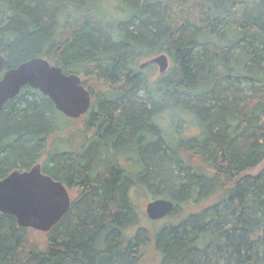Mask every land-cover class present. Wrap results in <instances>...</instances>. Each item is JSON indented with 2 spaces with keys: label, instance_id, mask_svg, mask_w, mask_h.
Segmentation results:
<instances>
[{
  "label": "trees",
  "instance_id": "trees-1",
  "mask_svg": "<svg viewBox=\"0 0 264 264\" xmlns=\"http://www.w3.org/2000/svg\"><path fill=\"white\" fill-rule=\"evenodd\" d=\"M119 1L112 18L99 0H0L3 70L43 57L91 95L82 148L69 143L77 118L38 89L3 105L0 177L40 162L75 197L46 232L0 212V264H94L101 251L140 264L149 240L159 264H264V0ZM160 53L168 67L150 79L140 63ZM137 183L179 219L139 226Z\"/></svg>",
  "mask_w": 264,
  "mask_h": 264
},
{
  "label": "water",
  "instance_id": "water-1",
  "mask_svg": "<svg viewBox=\"0 0 264 264\" xmlns=\"http://www.w3.org/2000/svg\"><path fill=\"white\" fill-rule=\"evenodd\" d=\"M147 63L156 64L162 73L168 67V56L160 53L140 63V67ZM4 64L5 58L0 54V111L25 85L48 96L54 107L67 117H81L89 109L91 95L78 74L66 73L43 57H31L5 70ZM69 206L66 186L44 173L40 162L28 169H13L0 177V212L13 215L20 227L46 232L59 222ZM174 207L171 199L158 197L146 203L145 212L150 219H159ZM110 259V253L103 251L94 264H112Z\"/></svg>",
  "mask_w": 264,
  "mask_h": 264
},
{
  "label": "rangeland",
  "instance_id": "rangeland-1",
  "mask_svg": "<svg viewBox=\"0 0 264 264\" xmlns=\"http://www.w3.org/2000/svg\"><path fill=\"white\" fill-rule=\"evenodd\" d=\"M99 3L103 5V8L105 9V11L108 12V14L112 16V18L119 17V11L117 9L118 4L120 3L119 0H99ZM143 69L144 71L148 73L149 75L148 77L150 79L156 78L158 74V69L156 65L154 64L153 66L148 65L147 67L143 66ZM69 123H70L69 132H73V133L76 132V136H71V137L69 136L70 138L69 143L71 144V146H73L74 142L83 138V136L81 135V131L83 127V116L82 118L80 117L77 119H73ZM262 164L263 162L260 163L255 168H253L252 170H250L249 173L257 172V170L262 166ZM128 191H129V194L132 198V201L139 215L138 225L147 229L150 235H153L151 232H153L156 229H159V227L162 226L163 224L176 222L179 219L180 213L177 210L170 212V214H168L167 216L163 218L150 219L149 217L146 216L145 205L148 201L153 200V198L155 197L152 194V190L143 184L137 183V184L131 185ZM162 198H166V197H162ZM129 231L132 232L133 234L134 229L131 228ZM36 235H41V233L36 234ZM159 261H160V255L158 251L156 250V248L153 246V243L151 242V240H149L148 243L145 245L144 254L142 255L139 263L140 264H159Z\"/></svg>",
  "mask_w": 264,
  "mask_h": 264
},
{
  "label": "flooded vegetation",
  "instance_id": "flooded-vegetation-1",
  "mask_svg": "<svg viewBox=\"0 0 264 264\" xmlns=\"http://www.w3.org/2000/svg\"><path fill=\"white\" fill-rule=\"evenodd\" d=\"M156 67H157V65H156ZM157 69H158V67H157ZM87 114V112H85L82 116H84V115H86ZM81 116V117H82ZM80 118V117H79ZM85 142L83 141V138H82V140H81V142H80V144H78V145H80V147L82 148L83 147V144H84ZM91 144H93V143H91ZM91 144H89V143H86L85 144V150H87V148H88V146L89 145H91ZM73 146H71V148H72ZM98 148H99V150H100V145H98ZM86 155H88V154H86ZM98 156H100V157H102V158H108V159H113V160H115V159H118V158H122V157H124V158H126V159H128L130 156L129 155H125V156H122V155H120V154H118V155H116V154H114V153H104V152H101V151H99L98 152ZM133 156V155H132ZM65 185V184H64ZM66 186V185H65ZM71 187V188H70ZM66 188H67V191H68V193H69V196H70V204H71V202H72V199L75 197V195H74V187H72L71 185L70 186H66ZM101 252H103V251H101ZM101 252H99V253H101ZM105 252H107V251H105ZM98 253V254H99ZM111 260V259H110ZM111 263H112V261H111Z\"/></svg>",
  "mask_w": 264,
  "mask_h": 264
}]
</instances>
